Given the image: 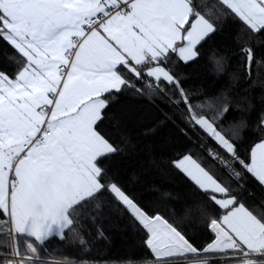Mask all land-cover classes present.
Returning a JSON list of instances; mask_svg holds the SVG:
<instances>
[{
  "label": "snow or ice",
  "instance_id": "6c2138e0",
  "mask_svg": "<svg viewBox=\"0 0 264 264\" xmlns=\"http://www.w3.org/2000/svg\"><path fill=\"white\" fill-rule=\"evenodd\" d=\"M0 264H264V0H0Z\"/></svg>",
  "mask_w": 264,
  "mask_h": 264
},
{
  "label": "trees",
  "instance_id": "16d2710c",
  "mask_svg": "<svg viewBox=\"0 0 264 264\" xmlns=\"http://www.w3.org/2000/svg\"><path fill=\"white\" fill-rule=\"evenodd\" d=\"M203 73V69L200 70ZM195 76V73H194ZM53 244L57 248H62L58 242L53 241ZM110 251L113 256H122L131 252H139L140 247L138 241L131 237H125L122 235H115L113 237L112 244L110 245ZM65 255H71V251L69 249H63Z\"/></svg>",
  "mask_w": 264,
  "mask_h": 264
}]
</instances>
